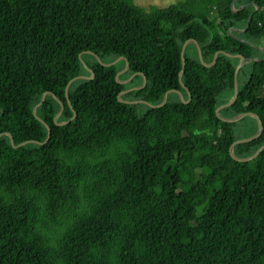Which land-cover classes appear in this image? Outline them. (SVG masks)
Listing matches in <instances>:
<instances>
[{"label": "trees", "instance_id": "1", "mask_svg": "<svg viewBox=\"0 0 264 264\" xmlns=\"http://www.w3.org/2000/svg\"><path fill=\"white\" fill-rule=\"evenodd\" d=\"M232 1L0 0V264H264V149L228 155L256 120L214 115L238 60L189 43L178 80L189 39L259 59L219 115L261 120L235 157L264 144V0Z\"/></svg>", "mask_w": 264, "mask_h": 264}, {"label": "water", "instance_id": "2", "mask_svg": "<svg viewBox=\"0 0 264 264\" xmlns=\"http://www.w3.org/2000/svg\"><path fill=\"white\" fill-rule=\"evenodd\" d=\"M236 1H237V0H234L233 3L236 2ZM233 3H232V4H233ZM246 5H247V4H246ZM249 20H250V16H248V18H247V21H246V24H245V28H244V30L247 28V26H248V24H249ZM244 30H243V31H244ZM234 32L237 33L236 31H234ZM227 33H228V32H227ZM239 41H240V40H239ZM189 43H193V44L196 46L198 59H199L200 63L202 64V66H204L205 68H210L211 66L214 65V63L216 62V59H217V56H218L219 53H220V54H223L224 56H226V57H228V58H232V59H237V60H238L236 66H235V68H234L233 76H232V79H233V86H232V91H233V92H232V97L230 98V100H229L226 104H224V105L218 107V108L214 111V115H215V117H216L219 121H221V122H223V123H234V122H236V121H238V120H240V119H242V118H244V117H253V118L256 120V133H255V135H254L253 137H251V138L237 140V141L233 142V143L229 146V148H228V155H229L230 158H231L233 161H235V162H238V163H245V162H249V161L255 159V158L259 155V153L264 149V144H263L262 146H260V147H259V148H258V149H257L252 155H251V156H249V157H247V158H237V157H235V156L233 155L232 149H233V147H234L235 145H237V144L253 142V141L257 140V139L261 136V133H262V125H261V120H260V118H259L256 114H251V113H244V114H241V115H238V116L232 117V118H223V117H221V116L219 115V113H220L221 111L226 110V109H228L229 107H231V106L233 105V103L235 102L236 98H237V90H238L237 74H238V71L242 68V66H243L245 63H247V62H259L260 60H259V59H246V58H243V57L240 56V55H229V54H227V53H224V52H221V51H220V52H216V53H214L213 58H212V61H211L210 64H204V63L202 62L201 54H200V50H199V47H198L197 43H196L195 41L189 39V40H186V41L182 44V46H181V50H180L181 67H180V70H179V72H178V80H179V82H180V75H181V72H182L183 67H184V56H183V53H184V50H185L186 45L189 44ZM262 51H263V50H262ZM78 57H79V59H80V55H79ZM96 58H97V57H96ZM120 60L124 61V63H125V67H124V70H123V71H121L120 73L116 74V78H115V79H117L119 76L123 75V74L127 71L126 61H125L123 58H118L117 60L113 61L112 63H109V64H102L103 66H111V65H114L116 62H118V61H120ZM98 61H99V59H98ZM99 62H100V61H99ZM86 70L91 74V76H89V77L79 76V77H75V78H72L71 80H69V81L67 82V84L65 85V88H64V96H65V97L67 96L66 94H67V89H68L69 85H70L71 82H73L75 79H78V78H86V79H90V78L92 77V73H91V71H90L89 69H86ZM118 83H119V82H118ZM180 84H181V83H180ZM144 85H145V77L142 76V84H141V86H140L139 88H137V89H134V90L141 89V88L144 87ZM181 87H182V85H181ZM182 88H183V87H182ZM124 93H125V92H121V93L118 95V97L121 96V95L124 94ZM170 93H174V94H176V95L178 96V98H179L183 103H186V102L189 100V96H187V100H184V99H183V95H182V93H181L180 91H177V90H169V91L165 92V94H164V96H163V100H162V102H161L159 105L154 106V105H150V104H148V106H149V107H159V106H162L163 104H165V102H166V100H167V96H168V94H170ZM49 94H50V93H48V92H44V93L42 94L39 103L36 104V105L32 108V114H33V116L36 117V115H35V109H36V108L42 103V101L44 100L45 96H46V95H49ZM56 102L59 104L60 108H59V112L57 113V115L53 118V122H54V124H56V125H64V124L67 123L69 120H68L67 122H64V123H56L58 117L60 116V113L62 112V108H63L62 105H61V103H60L58 100H56ZM120 102L128 103V104L144 103V102H126V101H122V100H120ZM36 119L39 120L37 117H36ZM39 121H40V120H39ZM42 124L45 126V128H46V130H47V137H46L45 141L43 142V143H45V142H47V140H48L49 129L46 127V125H45L44 123H42ZM9 140H10V144L13 146L11 136H9ZM26 143H27V142L20 143L18 146H22V145H24V144H26Z\"/></svg>", "mask_w": 264, "mask_h": 264}, {"label": "rangeland", "instance_id": "3", "mask_svg": "<svg viewBox=\"0 0 264 264\" xmlns=\"http://www.w3.org/2000/svg\"><path fill=\"white\" fill-rule=\"evenodd\" d=\"M177 1H178V0H134V3H135L137 6H139L140 8H142V9H144V10H148L150 7L165 8V7H168L169 5L175 4ZM239 1H240V0H237V1L234 2V3H233V1H232L233 4L231 3L229 9H233V8H232L233 5H235V3L239 2ZM241 5H242V4H241ZM241 5H239V6L237 7V9L234 11L235 13H236L237 11H239V10L241 9V7H243V6H241ZM227 32H228L227 34L229 35V34H230V31L227 30ZM230 36H232V35H230ZM237 79H238V82H240V83L244 80L242 74H240V75L238 76ZM236 122H237V121H236Z\"/></svg>", "mask_w": 264, "mask_h": 264}, {"label": "flooded vegetation", "instance_id": "4", "mask_svg": "<svg viewBox=\"0 0 264 264\" xmlns=\"http://www.w3.org/2000/svg\"><path fill=\"white\" fill-rule=\"evenodd\" d=\"M247 3H243L241 6H243V7H247L248 6V4L246 5ZM243 7H241V8H243ZM229 31H236L237 29H234V28H232V27H230L229 29H228ZM232 32V33H233ZM237 33H235L234 32V35H232L231 37L232 38H234L235 40H244V39H241V38H239V37H237V36H239L242 32L241 31H236ZM256 49L258 50V51H262L263 49L261 48V47H256ZM118 59V58H117ZM116 59V60H117ZM115 61V60H114ZM121 61V60H120ZM120 61H118V62H120ZM118 62H116V63H118ZM115 63V64H116ZM124 70V69H123ZM122 70V71H123ZM121 71H119L118 73H120ZM117 73V74H118ZM122 76V75H121ZM121 76H119V77H121ZM118 77V78H119ZM135 77H136V74H132V75H130V76H128L126 79H124L123 81H120V84H123V85H130L131 83H132V81L135 79ZM115 78H116V76H115ZM140 86H138V87H129V88H127V89H125V90H123L122 92H125L124 94H126V93H129V92H131V91H137V90H134V89H137V88H139ZM138 90H140V89H138ZM124 94H122V95H124ZM171 94V93H170ZM174 94V93H173ZM127 102H140L139 100H133V101H127Z\"/></svg>", "mask_w": 264, "mask_h": 264}, {"label": "crops", "instance_id": "5", "mask_svg": "<svg viewBox=\"0 0 264 264\" xmlns=\"http://www.w3.org/2000/svg\"><path fill=\"white\" fill-rule=\"evenodd\" d=\"M236 31H238V30H236ZM233 32V31H232ZM231 31H230V33L232 34V35H234V32L232 33Z\"/></svg>", "mask_w": 264, "mask_h": 264}]
</instances>
